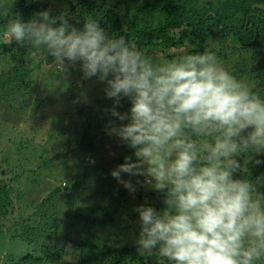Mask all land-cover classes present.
<instances>
[{"label": "clouds", "instance_id": "9594fccd", "mask_svg": "<svg viewBox=\"0 0 264 264\" xmlns=\"http://www.w3.org/2000/svg\"><path fill=\"white\" fill-rule=\"evenodd\" d=\"M5 31L9 44L44 53L59 72L78 68L82 80L104 85L106 134L131 150L111 177L129 193L140 185L163 195L159 209L134 208L140 255L159 264L264 261V191L241 177L238 159L250 153L264 164V97L215 52L158 63L99 21L77 27L51 8L27 20L16 13Z\"/></svg>", "mask_w": 264, "mask_h": 264}, {"label": "trees", "instance_id": "16d2710c", "mask_svg": "<svg viewBox=\"0 0 264 264\" xmlns=\"http://www.w3.org/2000/svg\"><path fill=\"white\" fill-rule=\"evenodd\" d=\"M54 1L14 0L9 11L0 13V142L11 140L18 151L30 147L33 154L32 161L22 156L32 165L25 169L19 158L0 153V220L5 221L12 213L15 202V209L21 204L25 206L24 210L19 207L20 214L10 225L6 224L9 225L6 230L0 228V264H159L158 256H142L137 251V215L130 203L134 204L136 200L159 209L163 195L146 188L142 191L140 185H137V193L122 188L119 197L112 194L113 181L116 180L111 177L110 170L122 163L125 155H131V150L106 134L109 119L106 109L112 101L105 97L103 90L100 92L104 85L94 79L87 80L88 84L84 86L96 89L87 92L91 99V104L86 105H89L88 111L78 106L75 112L68 114L70 126L63 125L60 132L50 133L44 125L51 126L55 120L52 114L47 115L49 108H53L49 103L55 99L34 96L30 82L34 68L27 61L34 50L9 44L6 25L16 13L27 20L44 9L51 8L53 14L66 10L77 27L87 19H95L111 36H124L158 63L190 52H215L224 68L237 79L251 84L250 87L264 97V0ZM147 16L154 21L145 19ZM61 73L64 75L63 72L58 74ZM64 82L65 85L74 83L71 79ZM95 91L98 94L94 99ZM87 94L83 92L81 99ZM122 105L119 110L126 111L128 102L122 101ZM29 106L34 128L20 136L4 133L3 126L17 128L22 120L20 114ZM7 114L10 118L6 117ZM58 115L64 119V115ZM37 119L43 122H37ZM199 142L203 144L206 140ZM52 143L66 145L67 151L52 154ZM99 149L112 155L106 166L100 168L92 163ZM68 153L81 158V168L55 164L54 161L66 159ZM259 158L264 159V156ZM238 159L241 161V177L253 180L264 191V164L255 166L246 154ZM94 172L98 173L97 186L100 188L93 194L98 198V204L76 207V200L72 201L70 194L76 191L80 196L86 185L95 180ZM30 175L32 180L27 178ZM36 179L47 187L54 186L43 198V190L39 198L33 195L34 188L40 186H32ZM62 179L65 185L61 187L59 182ZM131 179L133 182L143 180L142 177ZM29 197V203H26ZM64 201L73 210L61 216L58 208L63 207ZM83 211L86 214H82ZM73 218H77L82 227L78 237L72 240L64 235ZM107 229L115 235H103ZM119 234L127 241L121 242ZM2 241L16 247L8 244L9 247L4 249ZM18 245L26 246L25 250H17ZM258 264H264V261Z\"/></svg>", "mask_w": 264, "mask_h": 264}, {"label": "rangeland", "instance_id": "374dc122", "mask_svg": "<svg viewBox=\"0 0 264 264\" xmlns=\"http://www.w3.org/2000/svg\"><path fill=\"white\" fill-rule=\"evenodd\" d=\"M14 0H0V13H6L7 11H9L11 5L13 4ZM29 1H43V0H29ZM54 1V0H51ZM107 1V0H106ZM109 1V0H108ZM118 0H111V3H116ZM55 2V1H54ZM144 17V16H143ZM145 19L148 20H153L154 19L151 16H147ZM28 63L30 64L31 67H33V79L30 81L31 82V86L33 89V94L37 99H41V98H48V97H52V99H55V101L49 105H51L53 108L50 110V106H46L47 108H49V111L47 115H51L55 117V120L53 121V124L51 126H47L44 125L46 127H48L50 133H56V132H60L61 126H65L68 127L70 126V123H68V114L70 112H75V109H77V107H84L85 111H88V106L91 104V99L88 98V94L87 92H91V89L94 87L90 86H84L88 84V81L86 80H82L81 79V73L78 71V68H71V70H68V73L64 75L58 74V72H56V68L51 64L50 62V58L46 57V55L44 53H36L33 54V52H30V55L27 59ZM36 67V68H35ZM56 69V70H55ZM69 78V79H68ZM71 79L72 82H69L68 85H65L64 80H66L67 82ZM263 82V81H262ZM65 85V86H64ZM254 85V84H252ZM93 86V85H92ZM249 86H251V84H249ZM96 90V89H94ZM101 90L100 92H102V87L99 89ZM98 90V91H99ZM85 92L87 94V97L85 96L84 99H81L83 97L82 93ZM97 92L95 91L94 94V99L97 96ZM75 101V102H74ZM87 104H89L88 106H86ZM86 106V107H85ZM46 108V109H47ZM31 107H27V110H25L24 112H22L20 114V118H22L21 121H19V123L17 124V128L16 129H8L5 128V126H3V132L8 134V136H13L14 134H16L17 136L27 133L29 131V129H33L34 125L32 123L33 120V115L30 112ZM99 113H102V111H100ZM58 114H62L64 115V119L58 115ZM95 114H98L97 112H95ZM7 118H10V116L7 114L6 116ZM61 117V119L59 118ZM42 119H37L36 121H41ZM47 130V128H45ZM63 142V140H62ZM55 143H52L51 145H54ZM59 146H51V153L52 154H56L59 151L60 152H65L67 151V146L65 145H61V144H56ZM4 152L9 156H14L15 158H19L20 162H21V166H23L25 169L31 168V161H32V152L30 147L25 148L23 150H17V145H12L11 140L10 141H1L0 142V153ZM69 152V151H68ZM25 156V158H29L31 161H24L22 156ZM246 157L249 159H252V154H246ZM15 158H13L12 160L15 161ZM112 158L111 154H108L107 151L105 150H101L99 149L97 154L95 156H93L92 162L93 164H95V167H105L106 163L108 160H110ZM55 164L57 166L62 165L63 167H68V168H81V158L76 155V154H71L68 153L67 154V158L66 159H59L58 161H54ZM92 176H94L95 180H91L90 183L88 185H86L85 187V191H81L79 194L80 196H78L77 192L74 191L70 194V199L72 201L76 200V207H87L88 205L91 206H95L98 204V198L93 196V194H95L97 192L98 189H100L97 186V180H98V173L94 172L92 173ZM29 180H32L33 177L30 175L27 177ZM64 179L60 180L59 185L62 187V181ZM35 184H39V188L38 185L37 187H35ZM32 186H34V196L38 197L41 195V191H42V196L41 198H43L46 194H48L50 192V190H52L54 188V186L52 187H47V185H45L44 182H41L39 180H35L34 184H32ZM45 186V187H44ZM68 186V183L66 182V187ZM47 188L44 190V188ZM123 187L121 185H119L117 183V181H113V189H112V194L115 195V197H119L120 196V190ZM142 191L145 190V187L141 188ZM139 191V188H137V190L135 191L136 193ZM15 196V195H14ZM32 196V197H34ZM26 198L27 201L26 203H29L28 200L30 199ZM127 198L129 199V197L127 196ZM133 199V198H132ZM135 199V198H134ZM15 201V199H13V202ZM63 202V201H61ZM60 202V203H61ZM64 201L63 207L62 208H58L59 213L61 214V216H63L64 212H71L73 209L70 208L68 206V202ZM80 203V204H77ZM59 203V204H60ZM16 204V202H15ZM15 204L14 207L12 209V213L8 214V216H6V220L3 221L2 219L0 220V228L2 230H6L7 227L12 223V221H14V219H17L18 215L20 214L19 212V207L22 208V210L25 209L24 204H21V206H18L15 209ZM58 204V206H59ZM137 205H140L139 202H137L135 200V203L131 204L130 203V207L131 209L135 208ZM82 214H86V211H83ZM21 215H23V213H21ZM101 215H99L100 217ZM102 218V217H101ZM73 222L71 223L70 228L68 229V231H66L65 233V237L68 239H75L78 237V235L80 234L79 231L82 227V225L79 223V220L77 218H73L72 219ZM9 224V225H6ZM121 231V230H120ZM107 233H112L114 234V232L110 229H107L105 233H103V235L107 234ZM115 235V234H114ZM120 236L118 237L120 239L121 242H125L127 241L126 238L122 237L121 234H119ZM112 238L114 239L115 236H112ZM2 246L4 247V249H7L9 246L8 243H5L2 241ZM11 246H14L12 244H10ZM16 247V246H14ZM26 246H20L18 245V249L20 251H24ZM1 258V257H0Z\"/></svg>", "mask_w": 264, "mask_h": 264}, {"label": "built area", "instance_id": "2783aa9c", "mask_svg": "<svg viewBox=\"0 0 264 264\" xmlns=\"http://www.w3.org/2000/svg\"><path fill=\"white\" fill-rule=\"evenodd\" d=\"M62 185H64V183H62Z\"/></svg>", "mask_w": 264, "mask_h": 264}]
</instances>
